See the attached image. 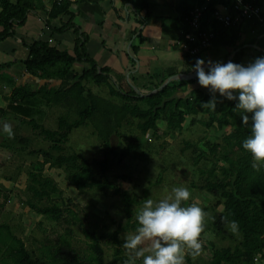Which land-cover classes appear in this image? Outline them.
<instances>
[{
	"label": "trees",
	"instance_id": "1",
	"mask_svg": "<svg viewBox=\"0 0 264 264\" xmlns=\"http://www.w3.org/2000/svg\"><path fill=\"white\" fill-rule=\"evenodd\" d=\"M247 1L264 9V0ZM39 2L41 3V0H0V25L4 27V31L0 33V40L12 35L13 24L23 23L28 13L37 9ZM136 2V11L143 9L147 11L146 16L141 19L143 24L155 19L149 0ZM184 2L180 8L179 35L182 31L185 33L191 29L190 11L204 6L206 10L201 18V30L216 33L208 49L216 46L227 47L232 51L229 54L232 56L230 61L245 66V61L249 57L255 59L264 56V24L257 18H252L249 22L250 31L255 32V35L252 39L241 42L245 21L227 28L213 18L217 6H229L230 0H184ZM71 3L70 0L55 1L50 18L68 13ZM46 22L52 26L49 19ZM66 27L60 28L59 32H63ZM87 38L83 35L77 41L74 54L60 51L42 41H36L30 46V56L24 62L26 72L38 79L60 78L63 82L58 87H50V84L45 83L47 85L38 90L21 85L15 87L12 93L6 96V100L8 109L13 110L14 115L18 116L16 114L18 113L23 117L22 124L32 126L38 131L37 135L51 144L46 148H29V140L17 135L13 140L21 141L23 146L19 149L10 146L11 143H7V140L0 145L11 150L27 151L36 158L27 168L28 198L25 203L39 215L54 219L58 223L67 222L81 227L86 236L89 252L84 256L78 252L73 244L75 231L69 226L64 232L59 231L54 243H43L38 250L29 247L24 238L16 234L14 225L9 222L10 216H7L8 220H0V264H126L130 255L126 253L118 236L123 231L136 230L138 225L134 216L139 210L138 206L147 199L149 188L145 189L143 198H137L129 190L112 181L107 173L111 168V154L116 153L111 147L110 139L113 133L122 127L124 121L131 124L133 119L138 120L136 125L140 134L136 136V141L129 143L121 153L119 163L123 166L129 157L146 158L143 156L144 149L150 148V144L145 140V136L150 134L163 138L169 134L174 135L177 131L181 132L186 125L196 124L203 125L206 128L205 132L212 129L224 132L229 129L228 133L224 132L222 136L226 147L222 157L218 152L220 143L209 139L207 135L198 141L185 140L181 148L182 154L191 160L193 166L191 187L204 191L209 197L216 199V203L211 206L216 211L209 224L204 222L200 238L206 231H210L220 242L228 240L227 245L218 246L215 239H210L207 245H202L199 255L204 252L207 262L193 261L189 251L186 254V261L188 264H256L258 261L263 263L264 165L254 169L251 154L241 146L242 140L249 134V127L241 123L239 111L233 110L235 101L215 95L216 108L210 109L204 103L213 99L212 93L201 88L187 93L189 85L197 82V77L174 80L162 88L163 82L156 83L153 89L157 91L151 95H143L133 88L124 90L120 85L116 89L111 83L109 71L100 68L87 53L85 49ZM201 57L202 53L195 56L184 53L188 72L194 69L193 65ZM77 62L86 65L80 72L73 68ZM69 74L74 77L64 81ZM92 84L107 87L111 99L95 94L91 88ZM185 93L188 95H181ZM40 105L49 108L66 107L69 110L66 115L58 118L57 129H49L33 117L35 114L43 116L46 113L39 109ZM0 112L4 113L5 110L2 108ZM160 121L165 123V127L159 125ZM89 124L95 125L94 133L102 138L105 147V158L98 161V170L83 154L64 153V145L72 132ZM140 151L143 154L139 153ZM46 167L63 170L66 173V180L78 191L97 189L105 193L106 190L112 189L121 197L128 220L113 234L116 246L112 259L106 260L101 242L104 236L99 235L102 233L85 226L75 207L65 206L60 200L55 199L64 192L55 178L45 173ZM17 169L16 176H19L24 168L18 166ZM121 178L131 180L128 174ZM7 180L13 183L16 181L15 178ZM162 180L161 172L151 185L160 184ZM2 191L0 189V196ZM3 195L4 201H0V217L9 201V196ZM45 201L47 203H43ZM185 203L188 204V201ZM232 220L238 222L236 233L230 230L226 222ZM136 264H140V261Z\"/></svg>",
	"mask_w": 264,
	"mask_h": 264
},
{
	"label": "rangeland",
	"instance_id": "2",
	"mask_svg": "<svg viewBox=\"0 0 264 264\" xmlns=\"http://www.w3.org/2000/svg\"><path fill=\"white\" fill-rule=\"evenodd\" d=\"M162 10L163 9H161V11ZM169 25L172 26V23H169ZM221 49L228 48L223 47ZM111 83L116 89L118 88L117 86L121 84L120 87L122 89L129 90L126 82L125 84L124 82L119 84L118 81L114 79ZM91 88L95 94L106 99H111L107 87H98L92 84ZM7 95H9V92ZM114 100H116V98H114ZM39 109L46 111V113L43 116L35 114L33 117L49 129H57L58 118L62 115H66L69 110L66 107L49 108L46 105H40ZM4 110V113L0 112V122H7L12 126L13 136L10 138L7 134L0 133V143L7 140V143H11L10 146L19 149L23 146L21 141L13 140L15 136L19 135V137L21 136L29 140V148H46L51 144L48 140L37 135L38 131H35L32 126L22 124L23 117L18 113H16L18 116L14 115L13 110L8 109V104L4 107ZM131 122L130 124L128 121H124L122 127H120L117 132L113 133L110 139L111 147L116 153L111 154V168L107 173L109 178L116 184L121 185L123 189L129 190V192L137 198H143L145 196V189L149 188L146 197L147 199H152L154 203L158 202L166 195H170L173 187L185 186L191 193L188 204L195 203L199 205L206 213L204 219L205 224H209L210 218L216 211V209L211 207L216 203V199L209 197L204 191L191 187L190 180L193 178V166L191 165V160H189L186 155L182 154L181 148H183L185 140L198 141L200 138L207 135L209 139L220 143L221 146L218 152L222 157L226 149L223 144L222 136L224 132L227 134L229 129L224 132L214 131L213 129L205 132L206 128L203 125L196 124L194 126L186 125L181 132L177 131L174 135L169 134L163 138H158L150 134L145 136V140L150 144V148H145L144 154L142 151L139 152L143 154V156L145 155L146 158L129 157L125 166H123L119 163L121 153L129 143L135 142L136 136L140 134L136 125L138 120L133 119ZM159 124H162V122L160 121ZM163 127H165V124ZM94 131H96V127L95 125L93 126V124L75 129L64 145V153H81L88 157L98 170V161L104 160L105 158V147L102 138L98 136V134H95ZM189 152L190 151H188V153ZM35 159L36 158L27 151L11 150V148H3L0 145V189L3 190L0 201H4L3 194L9 196V201L3 210L0 220H8L7 216H10L11 220H9V222L14 225L16 234L22 236L27 245L36 250H38L43 243H54L58 238L59 231L64 232L67 228L72 227L75 231L73 244L82 256L86 255L87 252H89L88 244L85 233L81 227L68 224L67 222L58 223L54 219L39 215L31 210L25 203V200L28 198V193L26 191L29 180L27 168L30 167L31 162ZM18 166H22L24 170L19 176H16L18 174ZM161 172L163 173L162 182L157 185H151V182L156 180ZM45 173L55 178L64 192L56 196L55 199L60 200L65 206L75 207L84 220L85 226L88 228H95V230L102 233L99 235L104 236L101 242L105 250L106 260L112 259L116 246L113 234L119 226H124L128 220L121 197L115 194L112 189L106 190L105 193L97 189L78 191L69 184L66 180V173L61 169L46 167ZM125 174L131 176L130 181L121 178V176ZM6 178H15L16 181L13 183V181L7 180ZM43 203H47V201ZM142 205L138 206V208L140 209ZM135 219L136 214L134 216V220ZM134 233L135 231H123L119 234L118 238L122 242V246L124 245L125 237ZM199 239L202 245H207L210 239H215V243L218 246L227 245L228 243V240L220 242L213 237L210 231H206ZM125 251L131 255L129 250L125 249ZM187 253L188 251L186 250L184 264H188L186 261ZM191 256L195 262L199 261L205 263L208 260L204 252L201 255L194 256L191 254ZM139 261L140 264H142V261L138 259L137 262ZM258 262L256 264H263L260 263V261Z\"/></svg>",
	"mask_w": 264,
	"mask_h": 264
},
{
	"label": "crops",
	"instance_id": "3",
	"mask_svg": "<svg viewBox=\"0 0 264 264\" xmlns=\"http://www.w3.org/2000/svg\"><path fill=\"white\" fill-rule=\"evenodd\" d=\"M55 1L62 0H41L37 9L29 12L23 23L13 24L12 35L0 40V109L6 107L7 93L10 95L15 87L26 85L32 90H38L47 84L50 87L62 84L63 79H38L26 72L24 62L30 56V46L36 41L49 43L60 51L74 54L77 41L86 35L85 49L99 67L106 68L112 80L115 79L119 84L126 82L129 90L133 88L143 95L157 90L153 89L156 83L164 84L172 76L194 71L188 72L185 52L181 46L185 34L191 29L185 33L182 31L180 35L178 29L180 8L184 0H149L155 19L145 24L141 19L147 11H136V0H70L72 3L68 13L50 18ZM221 6L217 8L222 9ZM47 19L54 28L47 24ZM65 26L66 29L59 32ZM250 30V24L245 23L241 42L253 38L255 32ZM3 31L4 27L0 25V33ZM221 48L223 46L208 49L202 53L201 59L205 62H228L232 51ZM253 60L249 57L245 64ZM85 67L80 62L73 66L77 72ZM72 77L74 75L69 74L64 81ZM189 86L188 94L198 88L209 92L198 82ZM187 93L181 95L186 96ZM216 95L219 96L218 93ZM164 124L162 122L159 125L163 127Z\"/></svg>",
	"mask_w": 264,
	"mask_h": 264
},
{
	"label": "clouds",
	"instance_id": "4",
	"mask_svg": "<svg viewBox=\"0 0 264 264\" xmlns=\"http://www.w3.org/2000/svg\"><path fill=\"white\" fill-rule=\"evenodd\" d=\"M193 68L198 84L213 94V99L204 103L210 109L216 108L217 93L235 101L233 110L239 111L241 123L249 127L241 146L251 154L254 169L264 165V56L246 66L233 61L206 63L198 58ZM0 133L11 138L12 126L0 122ZM190 196V190L180 186L158 202L144 201L136 212L135 233L124 240V248L131 253L126 264H136L138 259L142 264H184L186 250L194 256L200 254L206 213L195 203H185ZM226 222L233 233L238 231L237 221Z\"/></svg>",
	"mask_w": 264,
	"mask_h": 264
},
{
	"label": "built area",
	"instance_id": "5",
	"mask_svg": "<svg viewBox=\"0 0 264 264\" xmlns=\"http://www.w3.org/2000/svg\"><path fill=\"white\" fill-rule=\"evenodd\" d=\"M213 14V18L223 24L224 27H232L240 22L249 23L252 18H257L264 24V9L254 5L247 0H230L229 6H221ZM206 7H196L190 11L191 19L189 25L191 31L185 34V41L182 43V50L192 56L204 53L216 33L214 31L201 30V18Z\"/></svg>",
	"mask_w": 264,
	"mask_h": 264
},
{
	"label": "water",
	"instance_id": "6",
	"mask_svg": "<svg viewBox=\"0 0 264 264\" xmlns=\"http://www.w3.org/2000/svg\"><path fill=\"white\" fill-rule=\"evenodd\" d=\"M232 59V56H230V60ZM229 60V61H230ZM207 63V62H206ZM194 78H196V72H195V70L192 72V73H189V74H178V75H175V76H172L168 81H166L162 86H161V88L162 87H164V86H166L170 81H172V80H180V79H194ZM157 90H154V91H152L151 93H149V94H146V95H150V94H153V93H155Z\"/></svg>",
	"mask_w": 264,
	"mask_h": 264
}]
</instances>
